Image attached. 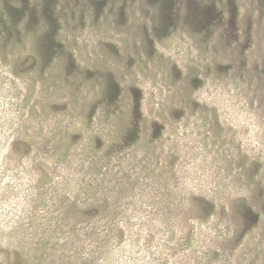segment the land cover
I'll return each instance as SVG.
<instances>
[{"label":"rangeland","instance_id":"rangeland-1","mask_svg":"<svg viewBox=\"0 0 264 264\" xmlns=\"http://www.w3.org/2000/svg\"><path fill=\"white\" fill-rule=\"evenodd\" d=\"M0 264H264V0H0Z\"/></svg>","mask_w":264,"mask_h":264}]
</instances>
